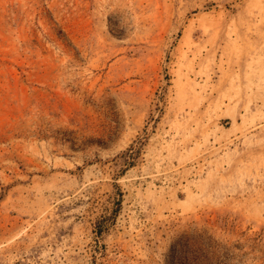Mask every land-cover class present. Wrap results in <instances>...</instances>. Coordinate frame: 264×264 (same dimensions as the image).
Segmentation results:
<instances>
[{"label": "rangeland", "instance_id": "374dc122", "mask_svg": "<svg viewBox=\"0 0 264 264\" xmlns=\"http://www.w3.org/2000/svg\"><path fill=\"white\" fill-rule=\"evenodd\" d=\"M0 264H264V0H0Z\"/></svg>", "mask_w": 264, "mask_h": 264}]
</instances>
